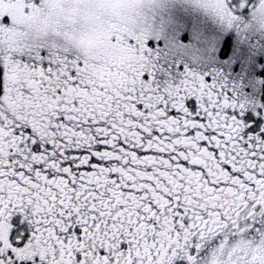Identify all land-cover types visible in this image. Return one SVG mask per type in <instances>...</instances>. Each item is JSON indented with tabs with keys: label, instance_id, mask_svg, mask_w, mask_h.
<instances>
[{
	"label": "snow or ice",
	"instance_id": "6c2138e0",
	"mask_svg": "<svg viewBox=\"0 0 264 264\" xmlns=\"http://www.w3.org/2000/svg\"><path fill=\"white\" fill-rule=\"evenodd\" d=\"M0 264H264V0H0Z\"/></svg>",
	"mask_w": 264,
	"mask_h": 264
}]
</instances>
